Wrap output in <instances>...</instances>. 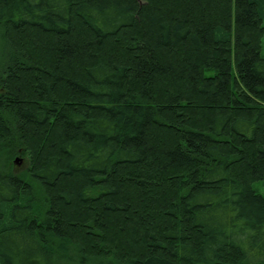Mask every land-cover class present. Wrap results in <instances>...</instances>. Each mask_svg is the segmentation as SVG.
<instances>
[{"label": "trees", "instance_id": "trees-1", "mask_svg": "<svg viewBox=\"0 0 264 264\" xmlns=\"http://www.w3.org/2000/svg\"><path fill=\"white\" fill-rule=\"evenodd\" d=\"M263 38L264 0H0V264H264Z\"/></svg>", "mask_w": 264, "mask_h": 264}, {"label": "rangeland", "instance_id": "rangeland-1", "mask_svg": "<svg viewBox=\"0 0 264 264\" xmlns=\"http://www.w3.org/2000/svg\"><path fill=\"white\" fill-rule=\"evenodd\" d=\"M263 54H264V38H263ZM17 157L21 158V160H20V162L18 164H16L14 162ZM17 157L13 161L14 162L15 171L16 172H21V171L27 169L28 164H29L28 160L23 158L22 156H17ZM256 184H259V183H256ZM259 185L261 186V192L264 193V183L262 182Z\"/></svg>", "mask_w": 264, "mask_h": 264}, {"label": "water", "instance_id": "water-1", "mask_svg": "<svg viewBox=\"0 0 264 264\" xmlns=\"http://www.w3.org/2000/svg\"><path fill=\"white\" fill-rule=\"evenodd\" d=\"M20 160H21V158L17 157V158L15 159L14 162H15L16 164H18V163L20 162Z\"/></svg>", "mask_w": 264, "mask_h": 264}]
</instances>
